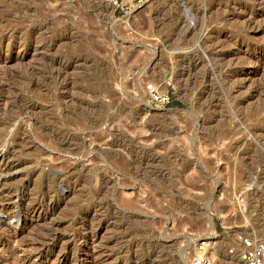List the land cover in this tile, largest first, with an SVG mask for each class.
<instances>
[{"label":"rangeland","instance_id":"rangeland-1","mask_svg":"<svg viewBox=\"0 0 264 264\" xmlns=\"http://www.w3.org/2000/svg\"><path fill=\"white\" fill-rule=\"evenodd\" d=\"M238 234L264 240V0H0V264H241Z\"/></svg>","mask_w":264,"mask_h":264},{"label":"built area","instance_id":"built-area-1","mask_svg":"<svg viewBox=\"0 0 264 264\" xmlns=\"http://www.w3.org/2000/svg\"><path fill=\"white\" fill-rule=\"evenodd\" d=\"M139 0H107L108 4L118 11L130 9ZM147 94L155 104L164 106L170 102L167 92L158 91L154 84H146ZM236 244L228 249L237 256L241 264H264V240L252 236L238 234ZM208 242L201 239L196 243L195 253L190 257L189 264H215V261L207 255Z\"/></svg>","mask_w":264,"mask_h":264},{"label":"bare ground","instance_id":"bare-ground-1","mask_svg":"<svg viewBox=\"0 0 264 264\" xmlns=\"http://www.w3.org/2000/svg\"><path fill=\"white\" fill-rule=\"evenodd\" d=\"M18 225V224H17ZM207 239L210 240L211 238L207 236ZM211 241V240H210ZM213 242H208V245H212ZM215 250V249H214ZM211 258V257H210ZM240 263V262H239Z\"/></svg>","mask_w":264,"mask_h":264},{"label":"trees","instance_id":"trees-1","mask_svg":"<svg viewBox=\"0 0 264 264\" xmlns=\"http://www.w3.org/2000/svg\"><path fill=\"white\" fill-rule=\"evenodd\" d=\"M176 102H172V104H175Z\"/></svg>","mask_w":264,"mask_h":264}]
</instances>
